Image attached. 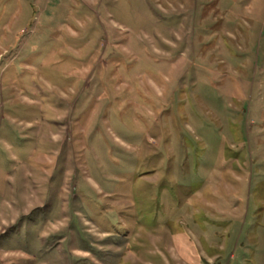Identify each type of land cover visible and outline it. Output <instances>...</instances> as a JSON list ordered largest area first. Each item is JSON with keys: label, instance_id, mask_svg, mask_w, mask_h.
<instances>
[{"label": "rangeland", "instance_id": "374dc122", "mask_svg": "<svg viewBox=\"0 0 264 264\" xmlns=\"http://www.w3.org/2000/svg\"><path fill=\"white\" fill-rule=\"evenodd\" d=\"M0 264H264V0H0Z\"/></svg>", "mask_w": 264, "mask_h": 264}]
</instances>
